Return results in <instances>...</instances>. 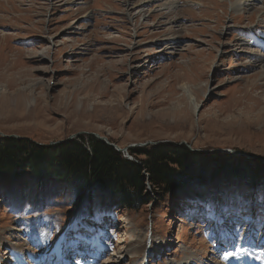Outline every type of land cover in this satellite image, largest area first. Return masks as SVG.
I'll return each instance as SVG.
<instances>
[{"label":"rangeland","instance_id":"rangeland-1","mask_svg":"<svg viewBox=\"0 0 264 264\" xmlns=\"http://www.w3.org/2000/svg\"><path fill=\"white\" fill-rule=\"evenodd\" d=\"M241 2L150 0L141 18L136 0H0V136L264 163V0ZM242 184L187 186L132 211L0 179V264H264V191Z\"/></svg>","mask_w":264,"mask_h":264},{"label":"trees","instance_id":"trees-1","mask_svg":"<svg viewBox=\"0 0 264 264\" xmlns=\"http://www.w3.org/2000/svg\"><path fill=\"white\" fill-rule=\"evenodd\" d=\"M129 155L133 160L96 137L41 146L0 136V179L32 181L40 192L49 183L63 186L79 201H95L97 194L112 197L132 211L160 202L177 189L216 181L241 182L251 196L264 191V163L259 159L192 152L172 144L131 150Z\"/></svg>","mask_w":264,"mask_h":264},{"label":"snow or ice","instance_id":"snow-or-ice-1","mask_svg":"<svg viewBox=\"0 0 264 264\" xmlns=\"http://www.w3.org/2000/svg\"><path fill=\"white\" fill-rule=\"evenodd\" d=\"M261 203L264 204V196L261 197ZM211 208V206H210ZM215 215V212L214 211H210L209 212V217L211 218L212 216ZM232 215V212H231V208L228 207V206H223L222 207V211H221V214H220V219L222 221V223H227L228 222V219L229 217H231ZM249 218L248 217H243V220L247 221ZM231 223L235 226V225H240V219H235V220H232ZM242 226V225H241ZM233 231L235 232V235L236 236H240V228L239 227H233ZM225 235V237L228 236V232L227 231H224L223 233ZM232 253H228L224 258L227 259L228 256H231Z\"/></svg>","mask_w":264,"mask_h":264},{"label":"bare ground","instance_id":"bare-ground-1","mask_svg":"<svg viewBox=\"0 0 264 264\" xmlns=\"http://www.w3.org/2000/svg\"><path fill=\"white\" fill-rule=\"evenodd\" d=\"M133 1L134 0H131V2L133 3ZM137 1V4H132L133 5V9H140L141 7H143V3H145V2H149L150 0H136ZM146 5V4H145ZM171 5V4H170ZM173 5V4H172ZM172 5H171V7H172ZM245 6H247V5H245V3L243 2H241V0H239V3H238V5H236L235 6V10H238L239 12L241 11V10H243L244 8H245ZM170 6H167L166 7V5H164V10H171L172 8H171ZM147 15V13H146V11H144V10H142V8H141V10H139L136 14H135V16H140L141 18L142 17H145L146 15ZM252 35L254 36V38H257V36H256V33H252ZM263 46V45H262ZM186 90V92L190 95V98H192L193 96L191 95V93H190V91L189 90H187V89H185ZM195 109L197 110L198 109V105L197 104H195ZM249 262H248V260L247 259H244L242 262H241V264H248Z\"/></svg>","mask_w":264,"mask_h":264},{"label":"water","instance_id":"water-1","mask_svg":"<svg viewBox=\"0 0 264 264\" xmlns=\"http://www.w3.org/2000/svg\"><path fill=\"white\" fill-rule=\"evenodd\" d=\"M98 140L100 141H103L105 142L107 145H109L110 147H113L117 152L119 153H123L125 154V156L129 159V160H133L132 157L128 154L127 152V149H121L115 145H112L111 143L108 142V140L106 138H102V137H99V136H95ZM160 144H163V143H149V144H145L143 145L144 146H148V145H160ZM52 145V144H51ZM53 145H56V144H53ZM219 152H222V153H226V154H234L233 151H224V150H220ZM241 155V154H239ZM249 157V156H248ZM252 158H256L255 156H252ZM258 159V158H257Z\"/></svg>","mask_w":264,"mask_h":264}]
</instances>
